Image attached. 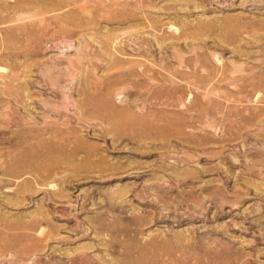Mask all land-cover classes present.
Returning a JSON list of instances; mask_svg holds the SVG:
<instances>
[{"label":"rangeland","instance_id":"rangeland-1","mask_svg":"<svg viewBox=\"0 0 264 264\" xmlns=\"http://www.w3.org/2000/svg\"><path fill=\"white\" fill-rule=\"evenodd\" d=\"M0 264H264V0H0Z\"/></svg>","mask_w":264,"mask_h":264}]
</instances>
